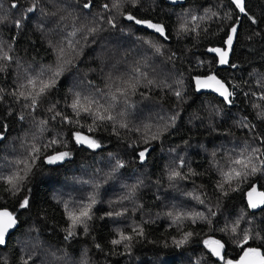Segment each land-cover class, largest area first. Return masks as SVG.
<instances>
[{
    "label": "trees",
    "instance_id": "16d2710c",
    "mask_svg": "<svg viewBox=\"0 0 264 264\" xmlns=\"http://www.w3.org/2000/svg\"><path fill=\"white\" fill-rule=\"evenodd\" d=\"M113 2L122 7L112 8ZM12 3L0 0V45L13 58L0 60L4 66L0 71V131L5 133L0 140V176L10 175L13 162L23 159L33 144L42 147L53 137L62 136L67 141V148L57 146L56 150L73 155L58 165H47L41 157L16 194L0 181V207L13 212L19 223L7 245L0 246V259L7 264H222L203 241L209 237L220 240L225 257L236 260L242 254L238 244L244 228L251 229L250 236H259L245 247L264 252V207L249 208L246 196L251 184L264 191V176L257 173L249 177L240 191H231L237 187L235 181L231 188L225 184L227 196L216 187L222 180L220 171L228 170L230 158L246 146L249 151L264 148V119L258 118L264 111V100L260 99L264 92V0H246V13L239 12L231 0H139L135 6L131 0H94L90 9L82 7L87 0H18L17 8H12ZM33 4L34 12L27 13ZM104 4H109L110 11L102 7ZM129 12L137 19L164 24L168 38L127 21ZM22 15V26L17 28L14 22ZM192 16L197 19L192 21ZM109 18L115 28L105 22ZM181 18L190 21L191 31L178 34ZM237 20L230 63L217 67V54L210 49L225 47L221 41ZM92 27L104 30L93 37L88 32ZM145 41L160 47L163 54ZM61 48L63 57L59 56ZM77 52L81 54L77 56ZM172 53L175 56L169 59ZM64 60H72L75 66H67L57 87L41 99L35 111L28 107L29 101L13 94L27 92L20 85H26L28 77L43 72L41 78L46 79L47 70ZM137 68L147 76L136 73ZM210 71L225 83L238 85L232 104H226L218 93L197 90L192 78ZM137 77V93L128 96L131 107L121 98L111 109L116 117L113 123L94 125L90 117L81 114V125L93 127V133L85 127L61 124L59 118L51 119L54 113L48 109L53 104L54 112L76 119L66 107L73 92L107 98L123 81ZM148 80L154 83L148 84ZM175 91L182 93L181 98L174 95ZM100 102L107 107L104 99ZM120 112L125 113L123 120ZM171 116L177 117L174 127L168 119ZM40 121H48L43 130ZM165 122L167 131H163ZM121 123L128 127H121ZM146 125L151 131H146ZM73 131L92 136L101 148L76 144ZM152 134H160L159 139H149L145 145L143 139ZM145 147L150 154L141 161L137 154ZM117 160L125 168L114 171ZM172 170L186 178L170 180ZM95 185L100 187L87 233L78 225L76 234L65 239L69 221L61 201H80L94 192ZM25 196L29 197V207L21 209L19 204ZM208 208L217 215L209 217ZM177 210L201 212L211 219V226L199 218L195 224L188 220L173 224L167 213L175 215ZM110 212L113 215H106ZM117 212L124 214L117 216ZM241 213L244 219L236 233L218 231ZM131 228L143 229V235L131 232ZM118 229L133 236L128 248L111 243L119 238ZM185 231L193 236L177 247L173 241L180 240Z\"/></svg>",
    "mask_w": 264,
    "mask_h": 264
},
{
    "label": "snow or ice",
    "instance_id": "6c2138e0",
    "mask_svg": "<svg viewBox=\"0 0 264 264\" xmlns=\"http://www.w3.org/2000/svg\"><path fill=\"white\" fill-rule=\"evenodd\" d=\"M139 0H131V4L135 6ZM231 3L238 9L241 13H246V5L245 0H231ZM94 0H87V3L83 4L82 7L84 9H90L94 7ZM12 8L19 7L18 0H13L11 5ZM105 10L110 11L109 4H104L102 6ZM122 7V4L119 2H113L112 8L119 10ZM36 8V5L33 4L31 7L27 8V13H33ZM212 15H217V13H212ZM25 17L22 15L21 19L16 20L15 27L19 28L22 26V20ZM103 20V17L100 18ZM127 21L133 22L135 25L146 26L148 29L154 30L155 33L159 34L162 38L167 39L168 33H166L165 26L162 23H154L149 19H137L136 16L132 15L130 12L125 16ZM197 17L192 16L191 20L195 21ZM253 22H255L254 17L251 18ZM112 28L116 27L114 21L109 18L105 21ZM190 21L188 19L181 18L179 21V27L177 29L178 34L187 33L191 31L188 27ZM238 24L239 21H234L232 25L229 26L228 31L225 33V39L221 41L225 47H216L211 48L210 51L213 53H218V59L214 62L219 65L229 64L230 61L228 59L229 53L232 51L233 41L237 37L238 33ZM102 27H92L88 29L89 34H94L100 31H103ZM73 32L71 35H75ZM149 45V47L155 48V51L159 54H163L161 52L160 47L153 45L150 41H145ZM11 50V46H9V51ZM82 52V49H81ZM81 52H77V56L81 54ZM59 56H64V49H59ZM175 56V53H172L169 56V59H172ZM12 56L8 54L7 51H3L2 45H0V60L10 61L12 60ZM67 66L73 65L72 60H64L60 65H58L55 69H48V77L46 79L41 78L44 76V73H39L36 77H28L26 85H20L21 88H27V92L19 91L14 92V95H18L19 97H23L26 101H29L28 107L35 111L39 102L42 98H47L48 94L55 89L59 83V78L64 75ZM235 67V64L231 65ZM4 70V66L0 65V71ZM136 73H139L142 76H147V73H140L139 69H135ZM194 80L195 86L197 90L201 89H211L215 93H218L220 97L226 102V104H232V99L235 95V89L238 88V85L231 84V81L225 83L224 80L218 78L214 71H210L203 75H198L192 78ZM227 79V78H225ZM154 81L148 80V84H153ZM177 83H182V81H177ZM139 84V79L137 78H129L122 82L121 85L116 87V90L110 94L109 97H104L103 94H100V99H104L105 103H107V107L105 104L100 102V99L93 98L91 96H81L80 92L72 93V100L70 104H67L66 107L71 109V112L74 114L76 119H72L70 116L65 115L62 112H54L55 104H53L48 111L53 112L54 114L51 116L52 120H57L61 124H69L74 127L80 128L85 127L89 133L94 132V128L88 125H81L80 117L83 113L86 117H90L92 119L93 124H104L105 122L113 123L116 120V117L112 115L111 109L115 107L116 103L120 102L121 98L123 99V103L128 107H131L128 104V96L135 95L137 93ZM168 87H171L168 85ZM230 87L232 90H230ZM72 91L71 89L69 90ZM143 96V93H141ZM174 95L179 99L182 96L180 91H175ZM2 99V97H0ZM260 99L264 100V92H261ZM253 107H259V105H253ZM219 115V112L216 113ZM119 117L121 120L124 119L125 113L120 112ZM24 117L21 116L20 119ZM258 118L264 119V111L258 113ZM163 120V118H160ZM173 122L172 126L174 127V122L177 119L176 116H171L168 118ZM48 121H40L42 126L47 125ZM121 127L127 128V123H121ZM168 124L165 122L163 126V131L168 130ZM6 127V126H3ZM113 127L115 125L113 124ZM255 127L254 125L252 126ZM146 131H151V126H145ZM136 131H140V129H136ZM162 134V133H160ZM160 134H152L150 138L143 139V143L145 145L149 144V139L156 140L159 139ZM5 133L0 131V140H3ZM72 139L76 144L86 145L90 149H99L101 148V144L92 138L90 135H84L81 131H73L71 133ZM261 142L264 143V137H261ZM57 146L60 149L67 148V141L63 139L62 136L53 137L51 140L47 141L43 144V146H39L33 144L31 146L30 151L27 152L23 159H18L13 162V170L10 175L0 176V181H3L6 185H10V188H7V191L12 192L13 194L18 193L21 188L28 182L29 176L32 173L33 168L37 166V161L43 157V162L47 165H58L62 164L66 160H69L73 153L66 150H56ZM52 150L50 154H46L49 150ZM146 154L149 153V148L145 147L143 150L138 152V157L141 161L146 159ZM213 156L216 155L215 152L212 153ZM184 161L180 160V166L183 167ZM125 168V164L122 161L117 160L114 166V171H118L119 169ZM191 171V170H189ZM257 173H260L264 176V148H252L250 151L247 146L243 151H240L236 154L235 157L230 158L229 167L227 171H220V175L222 180L216 184L217 189L221 190L222 195L227 196L228 193L224 192L223 189L225 184H227L231 188V184L233 181L236 182L237 187L231 188V191H240V185L243 183H247L249 177L256 176ZM185 179L186 176H182L180 171L172 170L169 173V179ZM87 183V182H85ZM142 183V182H141ZM99 185L94 186V192L92 194H88L84 197V199L80 201H61L65 216L69 221V226L66 229L67 235L65 239L73 237L75 233V228L80 225L83 226V230L85 233L88 231V222L92 220L93 213L92 210L97 204L96 192L99 189ZM264 187V185H262ZM134 190V189H133ZM30 193L31 189H27ZM256 195V198H253V195ZM191 195V193H189ZM246 196L248 198V207L251 209H256L258 207L264 206V191H258L255 184L249 185L248 191L246 192ZM198 201L199 204L203 205L204 200H201L199 196L193 197ZM21 209H26L29 207V197L25 196L19 204ZM127 211V210H125ZM123 212H117L116 215H123ZM209 217H215L217 215L216 211L212 208H208ZM106 215H113L111 212ZM168 216L172 217L173 224L182 223L184 220H188L191 224H195L197 218L201 220H206L208 225L211 226V219L206 217L201 212H191V211H180L177 210L175 215L172 212L167 213ZM244 219V214L241 213L240 217L237 218L233 223L229 224L227 221L225 222V227L218 229L219 232H231L236 233L237 229L240 227L241 220ZM18 227V221L13 212H10L7 207L0 208V246H5L7 244L8 238H10L12 230ZM131 232L136 233L137 235H143V229L137 230V228H131ZM251 229L244 228L242 230V239L240 240L238 246L242 249V254L235 261L232 259H225L224 252V244L220 240H216L212 237L205 239L203 244L210 249L212 255L217 257L222 264H264V252H262L258 248L253 247H245L248 244L249 240L259 239L258 234L255 236H250ZM118 239H113L111 243L113 245L124 244L125 248H128L127 242L133 239L132 235H125L124 231L117 230ZM193 236L191 231H185L181 234L180 240L174 239V244L177 247H180L186 243L190 237ZM99 247V245H97ZM31 259V257H29ZM0 264H7L5 260L0 259ZM27 264V261L24 262Z\"/></svg>",
    "mask_w": 264,
    "mask_h": 264
},
{
    "label": "water",
    "instance_id": "95a60500",
    "mask_svg": "<svg viewBox=\"0 0 264 264\" xmlns=\"http://www.w3.org/2000/svg\"><path fill=\"white\" fill-rule=\"evenodd\" d=\"M173 2H184L185 0H172ZM246 1V0H245ZM234 45H235V39H234V41H233V47H234ZM233 47H232V51H233ZM232 51L229 53V57H228V59H229V61H230V59H231V54H232ZM217 54V57H218V53H216ZM229 64H225V65H217V67H220V68H225V67H227ZM202 91H212L211 89H201ZM212 92H214V91H212ZM257 187V186H256ZM257 190L258 191H262V190H260L258 187H257ZM253 198L255 199L256 198V195L254 194L253 195ZM247 200H248V198H247ZM264 206H261V207H258V208H256L257 210H259V209H261V208H263ZM0 208H2V207H0ZM10 211V210H9ZM18 227H19V223H18ZM17 227V228H18ZM16 228V229H17ZM16 229H14V230H12V232H11V235L16 231ZM10 235V236H11ZM9 239V238H8ZM8 241V240H7ZM7 245V244H6ZM5 245V246H6ZM5 246H1V247H5ZM223 254H224V252H223Z\"/></svg>",
    "mask_w": 264,
    "mask_h": 264
},
{
    "label": "rangeland",
    "instance_id": "374dc122",
    "mask_svg": "<svg viewBox=\"0 0 264 264\" xmlns=\"http://www.w3.org/2000/svg\"><path fill=\"white\" fill-rule=\"evenodd\" d=\"M146 27V26H145ZM220 174V173H219ZM221 176V175H220ZM227 259H229V258H227ZM233 260V259H232Z\"/></svg>",
    "mask_w": 264,
    "mask_h": 264
},
{
    "label": "flooded vegetation",
    "instance_id": "af4514ba",
    "mask_svg": "<svg viewBox=\"0 0 264 264\" xmlns=\"http://www.w3.org/2000/svg\"><path fill=\"white\" fill-rule=\"evenodd\" d=\"M225 259H227L226 257H225ZM235 261V260H234Z\"/></svg>",
    "mask_w": 264,
    "mask_h": 264
}]
</instances>
